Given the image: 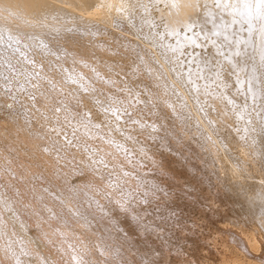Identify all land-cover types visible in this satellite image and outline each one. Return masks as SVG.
<instances>
[{
	"label": "bare ground",
	"instance_id": "6f19581e",
	"mask_svg": "<svg viewBox=\"0 0 264 264\" xmlns=\"http://www.w3.org/2000/svg\"><path fill=\"white\" fill-rule=\"evenodd\" d=\"M155 18L165 20L164 36L153 31ZM232 20L216 0H0V70L8 73L0 84L11 82L0 88V112L14 104L3 95L30 97L20 104L26 115L0 117V264H264V77L249 79L251 92L245 77L247 62L264 53V39L253 31L258 21L249 35L246 21ZM123 31L140 33L147 46ZM126 42L132 51L120 52ZM107 44L116 47L112 53ZM49 59L60 61L48 66L64 71L72 92L39 78L37 63ZM23 63L43 92L21 82ZM111 72L117 77L109 80ZM62 122L76 137L66 138ZM168 151L181 152L191 172L214 173L217 194L204 193L182 160L166 162ZM135 153L166 174L135 166L139 181L164 183L156 203L149 193L133 200L135 177L126 171L134 170L125 167ZM178 186L198 188L201 212L204 203L221 208L222 187L239 222L221 225L223 211L209 212L220 243L194 239L178 253L145 214L152 204L169 210L178 198L169 189Z\"/></svg>",
	"mask_w": 264,
	"mask_h": 264
},
{
	"label": "rangeland",
	"instance_id": "374dc122",
	"mask_svg": "<svg viewBox=\"0 0 264 264\" xmlns=\"http://www.w3.org/2000/svg\"><path fill=\"white\" fill-rule=\"evenodd\" d=\"M159 6L163 7V5L161 3L159 4ZM157 13L158 12H156V16H158ZM238 20H240V18H238ZM153 21H154V24H152V26L154 28L153 31H156L158 36H164V33L168 32V29L166 28L167 29L166 30L165 26H164L165 20L160 19V18H155ZM128 25H129L128 22H126L125 24H123V27L126 28ZM253 31H256V33H258V32H260V29H254ZM123 35L130 38V39L133 38V40H136L138 43H141L144 46H147V42L145 41V39L142 37V35L140 33L130 34L127 31L126 32L123 31ZM256 35L257 36L254 38H255V41H258L260 36L258 34H256ZM166 38H167V36H166ZM96 41L98 43H104L105 39L99 37V38H96ZM170 41L174 42V38L171 37ZM107 47L111 50V53L116 48L114 45H109V44H107ZM120 47H121V49L119 50L120 52H122V50H127V49H131V51H132V48H133V46H131L130 42L123 43ZM163 50L164 49L160 48V49L156 50V52L158 54H161V52ZM66 51L70 54H73L72 53L73 51H78V50L73 49V48H67ZM133 56L136 57L137 55L133 54ZM261 56L262 55L260 53H258L256 55L255 59L249 60L247 62V66L245 69L246 70V73H245L246 76L245 77L248 80L247 87H249V79L252 78L253 76L260 75L261 77H264V62H262V59H260ZM30 61L32 62V60H30ZM102 62L104 63V60H102ZM41 63H37L39 66L43 65L41 72L35 71L37 73V75L39 76V78L47 75L46 77H49V79H47L46 81L54 82V85H63L64 91L66 90L68 93L72 92V89L69 85L70 83L68 82V80H66L65 78L62 77L64 71L61 70L59 73H56L55 70L51 69L48 66L49 63H51V65L54 68L60 67V61L59 60L49 59L47 62L44 63V60H43ZM9 64H12V63H9ZM14 65L15 64H12V65H10V67H12L14 69ZM6 66H8V64ZM17 66H19V65L17 64ZM21 66L26 67L24 70H22V75L20 76L21 82H24V84L28 85L29 87H32L33 89L36 88L38 93L43 92V90H42L43 88L35 86L36 80H34L32 78L31 66L27 65L26 63L21 64ZM92 68H93V70H95L94 62L92 64ZM0 75L5 76V78H7L6 76L8 75V73L6 71L0 70ZM34 75H36V74H34ZM105 77L108 78L109 80H112V79L116 78L117 76L114 75L113 72H111V73L105 74ZM10 84H11V82H6L5 84H2V85L0 84V88L1 89L5 88L8 90V89H10ZM128 89L131 91H137L138 90V88L135 87L134 84H130V83L128 85ZM9 92H11V91H9ZM10 94L11 93H7V95H3L4 96L3 98L7 99L11 102H14V104L13 105L12 104L7 105V109L2 110L0 112V117L6 118L8 113H9L8 111H10V110L11 111H17L19 113V115H26V111L22 110V107L25 106L24 105L25 99H30V97L26 93L24 94L25 96H23V93L22 94L19 93L18 96L23 97V101H22L21 97L17 100L16 98H14L15 96L12 97L13 95L11 96ZM246 98L248 101H250L249 94L246 95ZM263 98H264V94L262 95L261 99H263ZM119 103H121V102H119ZM119 103L117 101L116 104H111V105L108 104V107H109L108 109L116 108L118 105H120ZM20 104H23V106H21ZM160 109H162V107H160ZM41 116L45 118V115H41ZM53 121L55 122V120H53ZM62 124H63V129H64L63 133L65 134L66 138L67 137L69 138L71 135L76 137L75 134H71V133H73V130L71 128L72 124L66 125L64 122H62ZM128 124H130V123H128ZM64 131H66V132H64ZM58 136L61 138V140L64 143L68 144V141H66V138H63L60 135H58ZM75 140L76 139H74V141ZM85 144H87V145L92 144V141L85 140ZM96 144H98V143H96ZM1 146H5L3 148H6V145L4 143H1ZM184 148L188 149V145L185 146ZM184 148L180 151H183ZM6 151H8V150H6ZM87 151L88 150H86V152ZM179 153H181V152H175L174 154H172L171 151H168V155H170V156H168L166 158V162H169L171 164V163H174L175 161L179 162L182 160L187 165V170H186L187 173L189 175H194V174L196 175L195 176V183H197V185L200 184L203 186L204 193H207V194L211 193V194L216 195L217 191L219 190L220 187L218 185V182L215 179L214 173L209 172V171H203V169H200L199 173H197L196 171L191 172L190 163H187L183 159V157H185V156L182 154H179ZM127 157L131 161L129 164H127V166L125 168H128L130 170H134L133 171L134 174H131V172H127V171H126V173L130 174L133 178L136 176V174H138V170L135 166H138L140 169L144 170L146 175L155 174L159 178H161L160 176L166 175L165 173L162 175L161 174L159 175L158 171H161V170L160 169L156 170L155 165H153L150 162L144 161L143 156L137 155L135 153L133 155L129 154ZM188 157L190 158V156H188ZM123 158L124 157L122 156L121 161L127 163L126 159L125 158L123 159ZM164 158H165V155L162 154V155H159L158 157H156V160H160V159H164ZM133 164H135V165H133ZM174 165H176V163ZM106 172H108L107 169H106ZM167 174H170V173L168 172ZM115 175L116 174L110 172L109 176H110V178H115ZM199 175H203L204 178L199 179V177H198ZM133 180H134V184L131 185V187L129 188V190H131V194L134 195L133 200H135L137 202H142L144 199H148V197L151 195V197L154 198V203H156L160 197L165 196V193H163L164 191L162 189L164 183L163 184L160 183L161 187H159V186L154 187L151 184V181L149 179L144 180V181L143 180L139 181V179L135 177ZM196 189H198V188L196 187ZM196 189H194L192 186H190V187L178 186L176 189L171 188V189H169V192L170 193L176 192V196L178 198L173 199L172 203L168 202L169 203L168 207L171 206V207H169V210L165 211L163 209H159L158 206L155 204H152V206L150 208L146 207V209H145L146 220H148V223H151V224L154 223V225L156 226L157 229L160 228L163 232H165V237L169 240V242L174 244L175 247L177 246V251L180 254L184 253V251L186 252L187 248L191 247L193 245V242L195 241L194 239H198L199 241L208 242V243H211V240H212L213 243H211V244H214V242L218 240V243H220L219 242L220 236L218 235L219 234L218 233L219 232V229H218L219 225L217 222H215V221L213 222L214 219L212 218L211 215H209V212H211V213H213V215L215 214L217 216L218 214H220V210L223 211L221 213V215L219 216L220 217L219 223H221V225H223L225 223V221H226V223H229V224H230V222L231 223L239 222L238 221L239 216L238 215L234 216L235 213L233 214L232 213L233 211L230 213L231 208H230L229 203L226 200H224V199H226V196H225L226 194H225V191L222 187H221V200L223 199L225 202H227L226 203L227 206L223 200L221 202H223L224 205H223V203H221V208L219 206L218 207L212 206L210 204L202 202V203H204V204H202V206L206 210L204 212H201L202 210L198 209V207H199L198 205L201 206V204H200L201 202L198 200L199 195L195 192ZM148 193L150 194L149 196L147 195ZM223 193H224V195H223ZM122 194L123 193H121L120 195H122ZM223 196H225V197H223ZM184 197L189 198V203H187V204L181 203L180 200H181V198H184ZM222 208H225V209H222ZM227 211L230 214H227ZM224 212H226V213H224ZM222 215H224V216H222ZM228 215H229V218H228ZM232 215H233V217H232ZM230 218H231V220H229ZM182 231H183V233H182ZM222 231H223V229H222ZM223 238L224 237L221 233V244L223 245V246L221 245V251L224 247V243L222 241ZM191 240L193 242H191ZM185 261H187V259Z\"/></svg>",
	"mask_w": 264,
	"mask_h": 264
},
{
	"label": "snow or ice",
	"instance_id": "6c2138e0",
	"mask_svg": "<svg viewBox=\"0 0 264 264\" xmlns=\"http://www.w3.org/2000/svg\"><path fill=\"white\" fill-rule=\"evenodd\" d=\"M216 6L232 10L233 20L232 23L235 24L237 22L246 21L249 25V35H251L254 24L253 21H258L261 25L260 34L262 39H264V0H237L235 4H221L220 0H216ZM237 17L240 20H237ZM194 25H188V30L191 31ZM230 25H225V27H229ZM215 35H219L220 33H214ZM227 39V37H225ZM195 44V40L192 41ZM199 47V44H196ZM176 51V49H173ZM182 54V53H181ZM239 51L236 52V55H239ZM262 62H264V53H262ZM249 91H252L251 85H249ZM253 99H255V94L253 93Z\"/></svg>",
	"mask_w": 264,
	"mask_h": 264
}]
</instances>
